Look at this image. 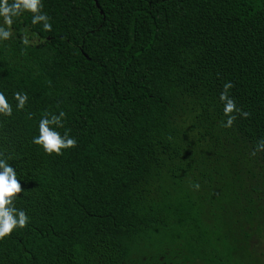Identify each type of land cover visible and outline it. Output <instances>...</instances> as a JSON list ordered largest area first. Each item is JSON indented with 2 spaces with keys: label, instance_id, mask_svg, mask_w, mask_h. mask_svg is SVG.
Returning a JSON list of instances; mask_svg holds the SVG:
<instances>
[{
  "label": "trees",
  "instance_id": "1",
  "mask_svg": "<svg viewBox=\"0 0 264 264\" xmlns=\"http://www.w3.org/2000/svg\"><path fill=\"white\" fill-rule=\"evenodd\" d=\"M97 2L42 0L50 30L23 14L0 41L28 217L0 264H264V0ZM227 82L248 115L226 128ZM61 110L76 144L48 154L32 137Z\"/></svg>",
  "mask_w": 264,
  "mask_h": 264
},
{
  "label": "clouds",
  "instance_id": "2",
  "mask_svg": "<svg viewBox=\"0 0 264 264\" xmlns=\"http://www.w3.org/2000/svg\"><path fill=\"white\" fill-rule=\"evenodd\" d=\"M42 0H0V41H6L12 36L13 22L23 14H28L31 25H39L43 30H50L51 25L47 15L42 11ZM21 42L29 43L28 34L22 33ZM231 82L223 85V91L219 94V102L222 105V113L225 117L224 127H230L233 113L239 112L241 117H246L247 112L240 111L233 99L227 94ZM27 96L22 92H14L12 100L15 108L21 110L25 106ZM12 105L3 92H0V115L9 116ZM65 116L63 110L58 114H45L41 116L37 124V134L32 137V143L38 145L45 153L60 154L62 149L72 148L76 141L67 132L61 135L57 129L62 125ZM257 149H264V141H259ZM198 188V184H193ZM20 186L17 181V173L10 166L7 158L0 157V239L6 237L14 228H24L28 217L23 209L14 206Z\"/></svg>",
  "mask_w": 264,
  "mask_h": 264
},
{
  "label": "water",
  "instance_id": "3",
  "mask_svg": "<svg viewBox=\"0 0 264 264\" xmlns=\"http://www.w3.org/2000/svg\"><path fill=\"white\" fill-rule=\"evenodd\" d=\"M96 2H97V0H96ZM97 5H99L98 2H97ZM101 11H102V10H101Z\"/></svg>",
  "mask_w": 264,
  "mask_h": 264
}]
</instances>
